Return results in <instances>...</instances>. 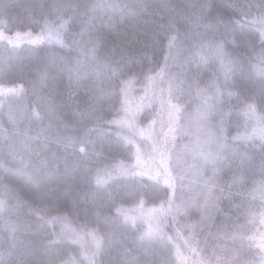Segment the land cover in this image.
Instances as JSON below:
<instances>
[{"label": "trees", "instance_id": "obj_1", "mask_svg": "<svg viewBox=\"0 0 264 264\" xmlns=\"http://www.w3.org/2000/svg\"><path fill=\"white\" fill-rule=\"evenodd\" d=\"M258 2L0 0V264H264V58L224 55ZM177 30L202 75L161 105L144 74Z\"/></svg>", "mask_w": 264, "mask_h": 264}, {"label": "clouds", "instance_id": "obj_2", "mask_svg": "<svg viewBox=\"0 0 264 264\" xmlns=\"http://www.w3.org/2000/svg\"><path fill=\"white\" fill-rule=\"evenodd\" d=\"M94 7V6H89ZM40 9V18L38 19L37 23L41 26V30L43 31L48 27L49 24L55 23L57 20L60 23V27L63 29L65 34L70 35L73 40L75 36L78 35L77 33L71 32L69 27L71 23V19L64 20L59 16H56V9L57 5H46L43 2L39 5ZM255 9V11H253ZM248 16V22L244 25H241L240 21H237L236 24L239 27H244L250 33V35L246 36L243 40L242 45H238L233 39L231 43L234 47H243L245 51H238L236 53L228 52L227 49H224V55L230 59V61L237 66L238 70H242L245 64H250L254 59L257 57L264 58V0H259L258 3H254L249 5V10L246 13ZM55 16V19L53 17ZM42 40V38H41ZM176 41V48L177 51H184L188 53V56L185 58L184 63H179L176 60V57L173 56L171 50V41ZM189 40V36L187 33L181 34L179 30L176 33H166L165 34V45H164V66L159 69L157 72L156 77L151 76L150 72L148 74H144V81H151V80H158L160 89H159V96L161 105H163V98L165 92L169 94V98L172 97V82L177 78H183L185 81L188 78L195 80L197 77L202 75L201 66L199 64H195L194 62V55L195 49L198 46L196 41L193 39L191 43H186ZM39 42V41H38ZM61 44V47L64 49V53L70 55L73 51V46L71 43L66 42L64 40L58 41ZM212 43H218L221 48H223V41L219 40L218 38L213 39L210 41ZM60 55V54H58ZM155 53L152 55L145 54V60L149 64L155 65L154 60ZM169 56H173V60L175 62L174 66L180 68V71L174 72L172 71V67L168 64ZM63 58V57H62ZM138 73L132 71V74L129 75L127 71L122 72L121 76L124 79H121V84H123L126 79H135ZM217 72H210V77H215ZM191 87V85H189ZM20 88L22 91L26 90L24 84H20ZM144 92L147 93V84L144 85ZM177 100L179 97H175ZM161 115L160 112L157 113V116ZM220 116L223 114L220 113ZM39 119H42V116L37 114ZM111 122V121H110ZM154 122V121H153ZM218 135L221 139L226 140V128L223 124L219 127ZM264 141V138H262ZM20 148L26 149L29 146L21 143L19 145Z\"/></svg>", "mask_w": 264, "mask_h": 264}, {"label": "rangeland", "instance_id": "obj_3", "mask_svg": "<svg viewBox=\"0 0 264 264\" xmlns=\"http://www.w3.org/2000/svg\"><path fill=\"white\" fill-rule=\"evenodd\" d=\"M259 238H260V240H259V242H258V244H259V246L261 245V246H263L264 247V231H262L261 233H260V235H259ZM261 239H263V241H261ZM241 262V261H240Z\"/></svg>", "mask_w": 264, "mask_h": 264}]
</instances>
